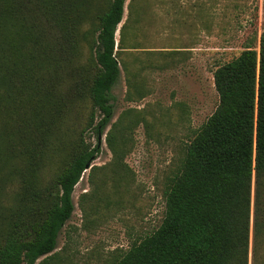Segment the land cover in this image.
Returning a JSON list of instances; mask_svg holds the SVG:
<instances>
[{
	"label": "rangeland",
	"instance_id": "rangeland-1",
	"mask_svg": "<svg viewBox=\"0 0 264 264\" xmlns=\"http://www.w3.org/2000/svg\"><path fill=\"white\" fill-rule=\"evenodd\" d=\"M24 1L0 0V26L12 19V152L2 141V229L42 218L59 174L81 150L92 112L93 42L111 2ZM263 31L264 0H126L113 116L74 189L75 210L52 264H109L159 228L165 191L218 107L216 69L248 46L258 50ZM86 142L97 145L93 130Z\"/></svg>",
	"mask_w": 264,
	"mask_h": 264
},
{
	"label": "trees",
	"instance_id": "trees-1",
	"mask_svg": "<svg viewBox=\"0 0 264 264\" xmlns=\"http://www.w3.org/2000/svg\"><path fill=\"white\" fill-rule=\"evenodd\" d=\"M125 3L111 0L99 17L92 112L80 134L81 150L59 174L42 218L0 227V264H52L57 256L59 234L75 210L74 189L97 158L99 136L113 116L111 91L121 75L116 33ZM2 24L0 144L8 140L12 152V19ZM214 82L218 107L187 146L165 191L161 225L109 264H264V31L259 49L248 46L219 66ZM89 130L97 135L93 148L86 142Z\"/></svg>",
	"mask_w": 264,
	"mask_h": 264
},
{
	"label": "water",
	"instance_id": "water-1",
	"mask_svg": "<svg viewBox=\"0 0 264 264\" xmlns=\"http://www.w3.org/2000/svg\"><path fill=\"white\" fill-rule=\"evenodd\" d=\"M99 141H100V142L102 141V135L99 136ZM91 163H92V162H89V163L87 164V167H86L87 170L91 168Z\"/></svg>",
	"mask_w": 264,
	"mask_h": 264
}]
</instances>
